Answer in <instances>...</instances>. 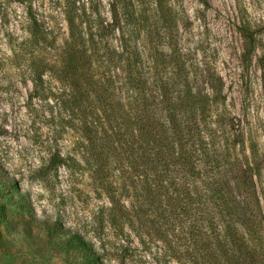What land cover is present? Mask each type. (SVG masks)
Listing matches in <instances>:
<instances>
[{"label":"rangeland","instance_id":"374dc122","mask_svg":"<svg viewBox=\"0 0 264 264\" xmlns=\"http://www.w3.org/2000/svg\"><path fill=\"white\" fill-rule=\"evenodd\" d=\"M129 1L140 35L150 34L138 45L149 72L154 58L166 63L179 49L198 87L220 90L216 113L226 118V145L232 158L254 167L264 215V0H168L170 27L149 0ZM113 2L0 0V264H76L62 240L47 237L44 224L56 222L93 243L104 264H183L185 242L161 223H145L133 192L117 178L120 160L109 161L103 175L88 157L84 118L102 129L108 121L95 117L101 92L83 83L82 66L68 69L64 49H97L100 59L116 47L118 33L108 27ZM244 22L257 41L247 61ZM88 75L103 82L95 66ZM56 156L64 164H51ZM100 175L121 189L117 205Z\"/></svg>","mask_w":264,"mask_h":264},{"label":"trees","instance_id":"16d2710c","mask_svg":"<svg viewBox=\"0 0 264 264\" xmlns=\"http://www.w3.org/2000/svg\"><path fill=\"white\" fill-rule=\"evenodd\" d=\"M149 1L170 27L174 19L168 16V0ZM137 15L131 1L114 0L108 27L118 33L117 46L100 59L95 58L97 49H72L65 43L68 69L82 66L83 79L88 80L83 83L101 92L95 102L100 115L95 117L108 121L107 129H102L84 118L88 157L102 174L109 161L120 160L117 178L133 192L145 223L151 227L161 223L185 242L183 264H264V215L255 170L232 158L226 145L222 127L226 118L216 113V104L224 99L220 90L212 83L211 93L199 88L179 49H171L166 63L154 58L156 70L149 72L138 45L150 34L140 35L133 24ZM32 21V32L37 33ZM239 32L247 61L257 43L255 32L246 22ZM73 39L70 36L69 42ZM94 66L103 82L88 75ZM83 101L84 109L91 107L88 95ZM55 160L64 164L57 156L51 164ZM100 179L117 205L114 196L121 189L106 176ZM147 211L155 218L150 219ZM44 230L49 239L62 240L61 246L76 264H104L93 243L79 232L64 230L57 222L45 223Z\"/></svg>","mask_w":264,"mask_h":264}]
</instances>
